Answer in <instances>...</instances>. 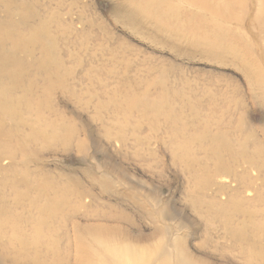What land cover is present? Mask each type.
I'll return each mask as SVG.
<instances>
[{
    "label": "rangeland",
    "instance_id": "374dc122",
    "mask_svg": "<svg viewBox=\"0 0 264 264\" xmlns=\"http://www.w3.org/2000/svg\"><path fill=\"white\" fill-rule=\"evenodd\" d=\"M0 264H264V0H0Z\"/></svg>",
    "mask_w": 264,
    "mask_h": 264
}]
</instances>
